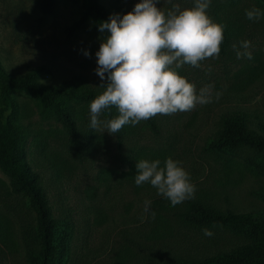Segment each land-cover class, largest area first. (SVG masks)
Wrapping results in <instances>:
<instances>
[{
    "label": "rangeland",
    "instance_id": "374dc122",
    "mask_svg": "<svg viewBox=\"0 0 264 264\" xmlns=\"http://www.w3.org/2000/svg\"><path fill=\"white\" fill-rule=\"evenodd\" d=\"M100 2L110 12H130L140 0ZM82 3L56 0L53 13L44 15L38 0H0L4 69L20 76L43 68L40 84L87 87L102 94L94 72L102 34L92 19L70 34L82 15ZM193 6L194 0H160L157 5L165 13ZM253 7L264 10V0H211L207 15L227 31V50L200 61V67L185 63L176 69L197 94L208 88L211 102L156 114L159 135L141 120L120 143L105 127L92 129L89 104L75 102L71 109L80 132L73 140L54 118L41 116L35 99L14 95L18 121L30 128L24 147L28 161L40 175L53 217L68 225L65 264H167L171 259L194 263L243 244L226 228H211L214 235L205 236L183 215L193 202L223 213L264 211V199L256 195L264 178L245 168L247 158L258 161L259 156L247 148L234 154L208 149L227 113L246 115L250 129L263 133L258 125L264 124V17L248 20L245 11ZM244 40L250 41L247 50L240 47ZM237 50L250 52L252 58H237ZM99 119L108 120L102 114ZM168 157L182 162L195 185L194 197L176 206L150 183L137 186L134 180L139 160L159 159L163 164ZM145 200L151 201L148 213L143 211ZM35 225L27 199L11 193L9 178L0 171V264H29L22 230Z\"/></svg>",
    "mask_w": 264,
    "mask_h": 264
},
{
    "label": "clouds",
    "instance_id": "9594fccd",
    "mask_svg": "<svg viewBox=\"0 0 264 264\" xmlns=\"http://www.w3.org/2000/svg\"><path fill=\"white\" fill-rule=\"evenodd\" d=\"M158 4L160 0H140L130 12L113 13L97 23L102 35L94 72L104 91L89 104L92 129L103 126L116 133L126 124L136 125L156 114L187 111L211 102L208 88L197 94L195 86L176 71L185 63L200 67V61L220 53L224 26L207 15L211 0H194L191 8L167 13ZM245 16L258 21L264 10L253 7ZM240 47L247 50L250 41H241ZM83 55L89 57L90 52L83 50ZM236 55L252 58L248 51L237 50ZM112 106L118 115L100 120L102 112ZM134 180L137 186L150 183L172 206L192 199L195 193L190 174L171 157L163 164L159 159L139 160ZM150 206L151 201L145 200L143 211L148 213ZM151 215L154 218L155 212ZM202 231L205 236L214 235L209 228Z\"/></svg>",
    "mask_w": 264,
    "mask_h": 264
},
{
    "label": "trees",
    "instance_id": "16d2710c",
    "mask_svg": "<svg viewBox=\"0 0 264 264\" xmlns=\"http://www.w3.org/2000/svg\"><path fill=\"white\" fill-rule=\"evenodd\" d=\"M82 15L71 27L70 34L92 19L95 26L107 20L110 14H126L129 11L110 12L100 0H82ZM56 0H38L42 14L51 15ZM220 52L225 53L230 43L224 29ZM43 68L28 71L20 76L9 74L0 62V171L10 182L11 193L21 195L28 201L35 213L36 225L22 230L29 264H65L67 250L65 239L67 223H59L52 215L46 193L40 184V175L33 170L27 158L26 142L30 128L18 121L20 107L15 94H25L36 100L43 118H54L66 133L77 140L79 124L72 113L75 102H90L100 95L91 88H69L64 85H43L38 77ZM106 119L117 116L113 107L102 112ZM153 134H160L156 115L143 120ZM248 117L241 113H227L221 117L220 128L208 149L215 153L234 154L241 148L252 150L260 160L247 158L245 168L257 177L264 178V124H259L262 135L250 129ZM132 124H126L116 132L120 143L131 132ZM264 199V187L256 192ZM186 222L198 228H226L243 239V244L220 251L200 262L188 263L171 259L167 264H264V211L250 213L219 212L218 210L193 202L183 215ZM215 225V227H214Z\"/></svg>",
    "mask_w": 264,
    "mask_h": 264
}]
</instances>
